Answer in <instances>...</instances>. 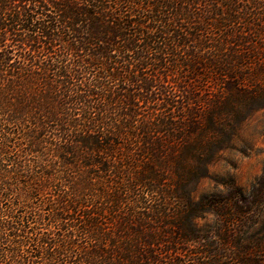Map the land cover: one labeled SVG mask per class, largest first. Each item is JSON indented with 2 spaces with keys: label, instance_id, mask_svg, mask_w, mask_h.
<instances>
[{
  "label": "trees",
  "instance_id": "1",
  "mask_svg": "<svg viewBox=\"0 0 264 264\" xmlns=\"http://www.w3.org/2000/svg\"><path fill=\"white\" fill-rule=\"evenodd\" d=\"M261 110L264 0H0V264H264Z\"/></svg>",
  "mask_w": 264,
  "mask_h": 264
},
{
  "label": "rangeland",
  "instance_id": "2",
  "mask_svg": "<svg viewBox=\"0 0 264 264\" xmlns=\"http://www.w3.org/2000/svg\"><path fill=\"white\" fill-rule=\"evenodd\" d=\"M264 168V110L248 119L232 147L221 152L209 166V178L198 189V197L222 188L219 182L234 181L248 190ZM203 223V221L201 222Z\"/></svg>",
  "mask_w": 264,
  "mask_h": 264
}]
</instances>
